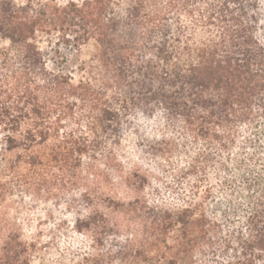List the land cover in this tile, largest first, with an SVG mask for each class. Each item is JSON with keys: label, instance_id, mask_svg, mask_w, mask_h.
Returning a JSON list of instances; mask_svg holds the SVG:
<instances>
[{"label": "trees", "instance_id": "obj_1", "mask_svg": "<svg viewBox=\"0 0 264 264\" xmlns=\"http://www.w3.org/2000/svg\"><path fill=\"white\" fill-rule=\"evenodd\" d=\"M256 7L0 0V264H32L42 246L25 238L20 219L38 205L59 208L88 242L79 264L264 260ZM197 28L204 37H193ZM91 40L97 51L78 66L93 70L89 78L51 57ZM125 142L139 163L124 160ZM175 153L184 166L155 179L148 199L152 181L140 162ZM116 185L129 192L114 193Z\"/></svg>", "mask_w": 264, "mask_h": 264}, {"label": "rangeland", "instance_id": "obj_2", "mask_svg": "<svg viewBox=\"0 0 264 264\" xmlns=\"http://www.w3.org/2000/svg\"><path fill=\"white\" fill-rule=\"evenodd\" d=\"M17 3H24L28 0H14ZM35 1V0H34ZM47 1V0H39ZM59 4L65 5L70 1L76 0H54ZM257 7L255 10L256 15V36L264 43V0H256ZM205 34L202 29L197 28L193 34V37L200 39ZM50 37H41V46L46 48L49 46L48 40ZM56 38V37H55ZM55 39H51V45ZM59 54H52V58H57L56 62L63 68L73 70V75L77 79L81 74L86 77H90L92 74L91 68L86 71H80L78 66L83 61H90L97 48L95 43L91 40L81 45L79 50H74L69 47L59 46ZM93 73V72H92ZM91 74V75H90ZM93 76V75H92ZM124 160H135L139 163V160L133 155V149L127 142L124 143L123 150L121 151ZM185 156L175 153L168 161H162L159 159H152L140 162L143 169L150 173L152 185L147 187L146 196L153 198L154 187L157 185L154 183L155 179L162 178L169 181L171 179L170 174H175L179 168L184 166ZM164 170H167L165 172ZM171 172V173H170ZM166 173V174H165ZM114 193L121 195L127 194L125 186L116 185L113 190ZM164 194V192L162 193ZM167 198H171L170 194L165 193ZM50 210V213L46 215L45 210ZM21 216L20 221L23 223V232L27 240L39 239L41 243V250L33 254L32 264H79L86 252H89V244L81 236L74 234L70 228L69 223L64 224L62 222L61 213L59 208L50 207V205H38L34 211H29ZM26 219V220H25ZM24 220V221H23ZM264 264V260L260 262Z\"/></svg>", "mask_w": 264, "mask_h": 264}]
</instances>
